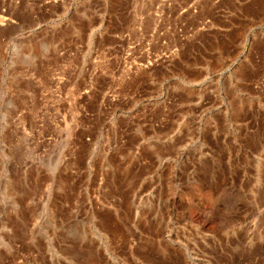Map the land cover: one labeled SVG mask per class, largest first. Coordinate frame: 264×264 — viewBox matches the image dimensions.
<instances>
[{
	"label": "rangeland",
	"instance_id": "1",
	"mask_svg": "<svg viewBox=\"0 0 264 264\" xmlns=\"http://www.w3.org/2000/svg\"><path fill=\"white\" fill-rule=\"evenodd\" d=\"M0 20V264H264V0Z\"/></svg>",
	"mask_w": 264,
	"mask_h": 264
},
{
	"label": "bare ground",
	"instance_id": "2",
	"mask_svg": "<svg viewBox=\"0 0 264 264\" xmlns=\"http://www.w3.org/2000/svg\"><path fill=\"white\" fill-rule=\"evenodd\" d=\"M0 22H2L1 20H0ZM4 22V21H3Z\"/></svg>",
	"mask_w": 264,
	"mask_h": 264
}]
</instances>
